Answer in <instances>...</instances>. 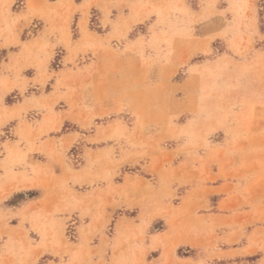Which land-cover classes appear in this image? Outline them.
<instances>
[{
	"label": "rangeland",
	"instance_id": "rangeland-1",
	"mask_svg": "<svg viewBox=\"0 0 264 264\" xmlns=\"http://www.w3.org/2000/svg\"><path fill=\"white\" fill-rule=\"evenodd\" d=\"M0 264H264V0H0Z\"/></svg>",
	"mask_w": 264,
	"mask_h": 264
},
{
	"label": "crops",
	"instance_id": "crops-1",
	"mask_svg": "<svg viewBox=\"0 0 264 264\" xmlns=\"http://www.w3.org/2000/svg\"><path fill=\"white\" fill-rule=\"evenodd\" d=\"M261 129V126L260 127H258L256 130H260Z\"/></svg>",
	"mask_w": 264,
	"mask_h": 264
}]
</instances>
